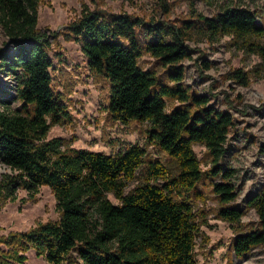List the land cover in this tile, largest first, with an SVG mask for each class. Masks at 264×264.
Listing matches in <instances>:
<instances>
[{
  "label": "trees",
  "instance_id": "1",
  "mask_svg": "<svg viewBox=\"0 0 264 264\" xmlns=\"http://www.w3.org/2000/svg\"><path fill=\"white\" fill-rule=\"evenodd\" d=\"M39 6V0H0V75L14 80L11 100L19 105L9 109L0 76V167L10 170L1 174L0 206L15 201L19 190L34 196L48 187L59 219L0 235V264H24L29 251L47 264H197L200 225L187 194L201 197L197 185L208 173L202 172L194 145L204 146L211 158L208 179L219 199L218 217L235 231L233 254L240 258L264 246V188L247 201L259 226L242 232L243 212L230 205L237 197L235 187L224 182L232 174L218 166L232 116L182 85L184 74L177 64L188 57L185 40L196 27L189 22L182 28L148 26L149 39L142 42L137 28L145 24L140 19L83 8L64 32L79 44L91 72L109 82L111 118L122 124L149 123V145L176 164V173L169 176L158 160L147 161L146 149L137 145L110 156L72 148L60 138L48 139L50 129L66 120L68 111L53 91L50 73L49 52L61 34L37 28ZM197 21L207 36L232 38L264 67V26L254 12L227 7L213 18L198 15ZM143 54L167 68L168 83L139 67ZM232 78L247 84L240 70ZM166 100L178 105L168 110ZM259 152L264 157V144ZM145 166V183L125 193L126 181ZM221 173L223 180L213 182Z\"/></svg>",
  "mask_w": 264,
  "mask_h": 264
},
{
  "label": "rangeland",
  "instance_id": "2",
  "mask_svg": "<svg viewBox=\"0 0 264 264\" xmlns=\"http://www.w3.org/2000/svg\"><path fill=\"white\" fill-rule=\"evenodd\" d=\"M39 1L37 28L42 32L61 34L49 52L53 63L50 73L53 91L60 96L68 111L66 120L50 129L48 139L60 138L72 148L110 156L137 145L146 149L147 161L158 160L169 176L176 173V164L166 154L149 145V123L122 124L111 118L107 111L109 82L91 72L79 44L68 40L64 32L69 23L80 17L83 8L140 19L145 24L137 28L142 42L149 39L145 32L148 26L151 29L159 26L182 28L189 22L196 27L191 30L189 39L185 40L188 57L177 64L184 74L182 85L190 92L207 97L209 105L215 110L226 111L232 116L233 126L225 143V154L218 166L232 174L224 182L235 187L237 197L230 205L243 212L239 230L248 232L257 229V214L254 209L247 207V201L264 188V157L259 152V146L264 144V78L259 72L264 67L255 55L240 50L232 38L207 36L197 28L201 25L197 18L198 15L213 18L227 7H236L254 12L259 24L264 26V0ZM2 41L4 36L0 30V43ZM139 67L152 71L162 82L168 83L167 68L148 54H143L139 59ZM236 70L247 75L246 85L232 78ZM0 76L6 89L3 97L10 102V110H17L19 105L11 100L14 80ZM166 103L168 110L178 105L169 100ZM193 150L202 172L208 173L197 185L201 197L187 194L196 222L200 225L194 250L197 264H264V246L256 247L240 258L233 254L231 243L235 231L229 223L218 217L219 199L213 194L208 179L213 165L211 158L202 145H194ZM146 166L137 171L135 179L126 181L125 193L145 183ZM4 173H10V170L1 166L0 179ZM223 174L212 181L221 182ZM158 184L162 185V182ZM108 199L113 204L118 203L113 195H108ZM58 219L55 199L48 187H41L34 196L19 190L15 201L0 206V235L27 231L38 223L55 222ZM26 258L24 264H47L33 251L26 253Z\"/></svg>",
  "mask_w": 264,
  "mask_h": 264
}]
</instances>
